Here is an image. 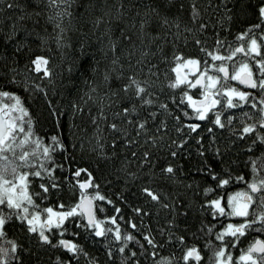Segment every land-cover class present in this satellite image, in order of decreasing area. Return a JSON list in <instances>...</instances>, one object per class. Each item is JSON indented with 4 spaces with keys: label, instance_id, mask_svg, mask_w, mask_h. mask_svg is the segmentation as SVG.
I'll return each instance as SVG.
<instances>
[{
    "label": "trees",
    "instance_id": "trees-1",
    "mask_svg": "<svg viewBox=\"0 0 264 264\" xmlns=\"http://www.w3.org/2000/svg\"><path fill=\"white\" fill-rule=\"evenodd\" d=\"M15 2L24 4L25 0ZM90 2L95 7L89 8L86 13L85 5L89 0H72V17L70 22L67 17L64 20L65 31L60 44L57 43L59 30L52 23H46V16L40 18L36 31L31 34V20L18 22V29L23 27L28 31H20L15 39L6 40L5 36L11 31L13 20L20 12L19 9L13 12L0 5V89L14 92L22 98L32 117L33 139L39 137L43 144L51 146V138L56 136L63 143V150L57 146L52 153L54 163L33 160L34 164L45 163L46 167L55 169L59 187L50 188L46 199H43L45 202L57 206L78 202L79 188L76 183L87 180L90 172L93 183L100 186L99 192L112 201L111 204L107 201L95 202L97 209L103 208L102 212H97V218L107 220L115 216L116 225L109 223L106 227L118 226L122 233L134 234L136 240L145 245L140 233L150 232L163 245L155 250L156 256L153 258L151 249L145 255L137 244L129 243V251L137 252L139 264H156L162 258L178 264L179 254L186 246L218 245L220 242L216 240V234L225 226L226 216L220 218L217 213L214 219V210L209 208V204L212 199H225L229 188H220L206 168L210 166L225 178V169L232 173L233 179L237 174H245L246 179L251 181V164L246 166V162L261 156L244 155L241 153L243 145L236 140L229 141L218 130L213 129L212 133L207 130L190 132L185 125L190 119L184 116V112L191 116L186 99L184 104L179 101L185 91L189 95L196 93L187 86L178 89L168 87L170 80L175 79V73L171 72L175 66L173 57L179 54L199 59L202 70L204 60H208L209 64L212 62L205 53L200 52V47L212 51L219 47L221 54L226 53L228 33L254 22L257 15L251 11L252 5L248 4L250 11L245 17L234 16L229 20L227 17L230 13L225 4L238 10L240 0L235 6L230 0H171L166 9L160 0ZM252 2L256 3L255 0ZM27 3L28 11L44 8L43 4L37 8L32 0H27ZM193 6L197 13L195 20ZM149 7H160L170 21L175 20L180 24L179 29L174 23L160 27L155 16H152L151 24L141 33L139 25ZM97 17H102V22L94 27L92 21ZM200 23L205 25L203 29L199 27ZM196 39H200L202 45H196ZM217 39L222 42L219 46L215 44ZM21 40L26 47L16 52L15 45ZM113 44L116 46L115 52L111 50ZM35 55L49 60L47 67L51 70V76L29 72V83L36 90L27 92L9 85L12 69L24 73L25 66ZM5 57L8 58L7 63ZM13 59L15 64L12 63ZM113 60H116L115 64ZM132 74L149 81L151 96L145 94L144 99H151L152 105L141 106V101L131 93L112 94ZM105 75L108 76L107 81ZM119 76L124 79H117ZM174 100L176 103H173ZM161 103L168 105V111L159 107ZM133 105L136 112L125 116L123 109H132ZM150 113H155V116ZM176 116L180 117L179 121L175 119ZM129 120L133 123L129 124ZM144 121L147 122L146 129L139 130L140 134L137 135L139 123ZM113 123L119 131L111 129ZM162 123L164 127H161ZM201 137L202 142L197 143ZM180 144L184 146L180 148ZM216 147L224 154V163L214 157ZM173 151L177 153L174 157L171 155ZM201 151L205 153L204 156L200 155ZM146 152L149 154L147 159L144 158ZM168 166L173 167L174 174L163 171ZM81 168L87 171L76 177L75 171ZM45 183L48 185L50 182L46 179ZM39 184L38 179L30 177V192L34 196L36 192H42ZM145 188L157 194L159 202L152 201L144 192ZM236 188H232L233 192L240 190ZM88 192L94 193L95 189L90 188ZM115 208L120 209L119 214ZM136 208L143 209V214H137L134 211ZM129 221L135 223L137 229H132ZM72 231H80L79 238L71 235ZM181 236L185 241L183 245L179 242ZM7 237L19 242L24 249L36 251L35 240L19 226L9 227ZM65 238L84 246L87 255L79 256L81 263L91 258L104 264H120L121 256L116 252L117 245L111 236L109 240L112 241L111 250L114 253L111 261L102 243H85L84 233L75 229L74 225L68 227ZM23 255L25 264H35L34 255ZM57 257L62 261L72 262L74 259L59 249L41 253L43 264H54Z\"/></svg>",
    "mask_w": 264,
    "mask_h": 264
},
{
    "label": "snow or ice",
    "instance_id": "snow-or-ice-1",
    "mask_svg": "<svg viewBox=\"0 0 264 264\" xmlns=\"http://www.w3.org/2000/svg\"><path fill=\"white\" fill-rule=\"evenodd\" d=\"M37 5V8L41 4L44 5L43 9L28 11V3L25 0L24 4L15 2H9V0H0V5L6 6V9L15 12L19 9L20 15L16 16L11 25V31L6 34V40H13L19 34L20 31H28L21 27L17 28V23L25 20H31L33 23L32 32L36 31V25H39L40 18L46 16V23H52L56 29L59 30L57 36V43L60 44L65 31L64 20L69 18V22L72 17V0H32ZM164 5V8H168L171 4V0H160ZM235 6L237 0H230ZM251 4V11H253L260 23L254 24L246 32H241L237 37L240 43L233 47L232 44H227V55L221 54L219 47H216L215 51L208 50L205 47H200V52L205 53L210 58L211 64L208 60H204V67L201 70V60L194 58H187L183 55L174 54L175 66L171 68V72L175 73V79L170 80L168 87L171 89H178L181 86H187L189 88H199L202 90L200 95L202 99H194L192 95H189L186 91L180 98L179 103L184 104L185 99L187 101L186 107L191 108L195 114L194 118L199 121L208 120L209 123L214 124L216 127L223 129L225 123L222 122L221 112L215 111L218 105H221L222 101L227 109L243 108L248 105L251 109H255L258 115L245 111L243 116L246 120H241L242 128L240 130H233V135L238 140H246L249 137L255 136L252 142L244 149L247 153L254 152L257 143L264 145V133L259 130H264V35L259 37L256 35L255 30L261 29L264 31V0H259L258 3H253L252 0H240V7L238 10L228 8L225 4L228 15V19L232 20L234 16L245 17L250 9L247 7ZM95 7L89 0V3L85 5V10ZM123 8V4L120 5ZM108 15V13H105ZM122 15V13H119ZM137 15H140L137 13ZM155 16L157 23L160 27H168L170 23H174L175 27L179 29L180 24L175 20H171L160 7H149L148 11L144 13V18L141 20L139 29L141 33H144L146 27L151 24V17ZM197 18L195 6H193V20ZM102 22V17H97L92 21L94 27H98ZM135 27V25H133ZM199 27L203 29L205 25L200 23ZM39 35V33H36ZM156 39V37H154ZM222 42L217 39L215 44L219 46ZM196 45H202L200 39L195 40ZM23 47H26L24 41H18L15 45V51L20 52ZM111 50L115 52L116 46L112 45ZM131 55V53H129ZM237 54H242L244 57H248L249 60L255 61V68L258 71V76L254 78L253 67L249 62L245 60L239 61V66L232 64V72L229 71V63L233 61V58ZM147 55V53H143ZM259 57V59H255ZM7 63L8 58H4ZM216 62H219L218 64ZM15 64V59L12 60ZM116 63V60H113ZM140 63V61H137ZM49 60L42 55H35L30 59L29 65L25 66V72L21 73L17 69H12V76L9 78V85L14 87L23 88L24 91L36 90L34 85H30V77L28 73L34 71L39 74L43 72L45 77L51 76V70L47 67ZM189 69V72L184 71ZM210 69L214 73L223 74V84L221 83V77L216 74H210ZM195 77V79H189V76ZM18 77H22L19 79ZM119 80H123V76L117 77ZM230 80L237 81L245 88L258 90L260 94L259 107L255 101V97L249 92L241 91L236 87L227 85ZM105 80H108V76L105 75ZM220 85V87H217ZM150 87L147 79L141 80L136 77L135 74L129 75L127 80L121 83L114 91L113 95H119L123 92L125 95L131 93L133 97L141 101V106L144 104L152 105L151 99H144V95L151 96L148 88ZM222 94V95H221ZM221 97V99H217ZM251 101V103H250ZM173 103H176L174 100ZM159 107L165 111H168V105L161 103ZM136 112V106L133 105L132 109L124 108L123 114L125 116L130 113ZM213 113L214 119L209 116V113ZM155 116V113H150ZM184 116L192 119L188 112H184ZM101 118H103V111L101 110ZM177 121L180 120L179 116H176ZM233 116L227 118L228 125H232ZM250 120L251 123L246 121ZM129 124L133 121L129 120ZM146 121L140 122L137 130V135L140 134L139 130L146 129ZM113 131H119L115 123L111 124ZM164 127V124H161ZM186 127L190 132H197L200 128L199 124L190 123ZM208 133L213 132L212 127L207 128ZM32 117L28 109L24 106L23 100L20 95L0 89V264H25L24 255L35 256V264H43L41 260V253L50 249H59L64 251L74 259H78L80 255H87L84 250V246L80 243L73 242L65 238L68 233L66 225H74L75 229H80L84 233L85 243L91 242L93 245L96 243H102L107 250L106 255L109 261L113 260L114 253L111 250L112 241L109 237L114 238L116 243V252L120 254V264H139L136 251H129V243L134 242L137 244L141 252L145 255L148 254V250H152V256L155 258V250L159 247H163L162 244L155 240V237L149 234L141 232L143 241L142 244L139 240H136L135 235L132 233H122L120 228L106 227V224L116 225L117 218L110 217L107 220H101L97 218V212L103 211V208L97 209L96 201H107L111 204L112 201L99 192V185L94 184L92 181L91 173H88V179L79 183V200L70 205L61 203L60 211H55L52 207H44L42 210L34 200V195L30 192V177H34L40 181L39 188L42 192H36L35 196L46 199V195L49 194L50 188H58L56 177L54 175L55 169L46 167L45 163H54L52 159V153L56 147L59 146L63 150V143L53 136L52 145L48 146L43 144L39 137H33ZM203 137L197 141L202 142ZM215 141L213 140V143ZM184 145L180 144L182 148ZM115 144L113 148L115 149ZM225 151H228L226 149ZM135 155V154H134ZM148 153H144V158H148ZM174 157L177 155L175 151L171 153ZM201 156H204L203 151L200 152ZM223 155L219 147L214 149V157L219 159L221 163H224ZM39 159L45 163L34 164L33 160ZM251 164L252 179L246 180L245 176L237 174L235 176L236 182H244L247 185V190L237 191L228 196L227 209L221 205L220 199H212L209 204V208L214 210L213 218L216 219L218 213L220 217H239L242 218L237 223H227L223 227V230L216 234V240L220 242V245L213 249L212 257H210L211 264H233V257L228 253L229 241L226 238H232L231 246H236V241L239 237L245 236L249 231L264 233V155L256 159H250L246 162ZM205 169H202V171ZM87 169H79L75 171L74 175L79 177L82 172ZM167 174H174V169L168 166L163 169ZM208 175L213 181L217 182L220 188H224L233 179L232 173L225 169L226 178L224 175L217 174L210 166L206 168ZM46 174V176H45ZM50 183L46 185L45 180ZM95 189L94 193H89L88 189ZM144 192L152 201L159 202V196L153 191L145 188ZM255 205V208L253 206ZM164 207H170L164 205ZM250 208L253 211L250 212ZM117 214L120 213L119 208H115ZM134 211L137 214H143V209L136 208ZM19 224L21 230L34 239L36 242V251L31 249H24L23 246L14 239H8L7 229L10 225L15 226ZM132 229H137V225L133 222H128ZM211 233V229L208 230ZM71 235L79 238L80 231H72ZM107 241V242H105ZM179 242L185 244L184 238L179 237ZM184 264H200L203 260L200 249L195 246L187 247L181 257ZM242 264H264V240L255 239L251 243L247 251L239 257ZM54 264H71V260L62 261L57 257ZM89 264H97L94 259H89ZM156 264H172V261L161 259Z\"/></svg>",
    "mask_w": 264,
    "mask_h": 264
},
{
    "label": "flooded vegetation",
    "instance_id": "flooded-vegetation-1",
    "mask_svg": "<svg viewBox=\"0 0 264 264\" xmlns=\"http://www.w3.org/2000/svg\"><path fill=\"white\" fill-rule=\"evenodd\" d=\"M256 3L259 2V0H255ZM260 23L258 17L257 19L250 23V24H247L245 25L244 27H242L240 30L238 31H230L228 33V37H227V43L229 44H232L233 47L237 46L240 41L237 40V37L240 35L241 32H246L249 28H251L254 24H258ZM255 33L256 35L259 37L260 35H264V31H262L261 29H256L255 30ZM262 52H264V48H262ZM228 52L224 53V55H227ZM255 59H259V57L255 58ZM241 60H245L247 62H249L250 66L253 67V72H254V78L255 76H258V71L257 69L255 68V61L254 60H249L248 57H244L242 54H237L236 57L233 58V61L229 63V71L230 73L232 72V64H236V66L238 67L239 66V61ZM219 63V62H217ZM184 71L186 72H189L190 70L189 69H184ZM210 74H216V75H219L221 77V74L219 73H214L210 70ZM189 79H195V77H192L191 75L189 76ZM221 83L223 84V79L221 77ZM227 85H230L232 87H236L238 88L239 90L241 91H245V92H249L251 93V95L253 97H255V101L257 102L258 104V107H259V100H260V94L258 92V90H253V89H248V88H245L243 85L239 84L237 81H232L229 79V81L227 82ZM217 87H220V85H217ZM192 91H195V95H192L194 99H202V96L200 95V92L202 91L201 89H197V88H190ZM222 95V94H221ZM217 99H221V97H217ZM187 103V101H186ZM251 103V101H250ZM215 111H220L221 112V117H222V122L225 123V127L223 129H220L218 127H216L214 124H211L209 123L208 120H205V121H199V120H196L194 118L195 114L192 112V109L189 108V112H190V115L191 117H193L192 119L188 120L185 125L187 124H190V123H196V124H199L200 125V128L197 130V132L195 133H198L200 130H207L208 127H212L214 130H218L220 132H222L221 134H223L225 137L229 138L230 140L229 141H232V140H236L240 143V145L243 147L241 148V153H243L244 155L246 154H254V155H257V156H262L264 155V145H260L259 143H257V146L254 150V152L252 153H247L244 151V149L247 147L248 144H250L252 142V139L255 138V136L253 135L252 137H249L247 138L246 140H238L237 137L235 135H233V130H240L242 128V125H241V120H246V118L243 116V113L245 111L247 112H250V113H255L256 115H258V113L256 112L255 109H251L248 105H245L243 108H236V109H227L226 106L224 105L223 101L221 103V105H218L217 106V109H214L213 112ZM209 116L214 119V116H213V113H209ZM229 116H233V122H232V125H228V122H227V118ZM247 123H251L252 121L250 120H247L246 121ZM261 131L262 133H264V130H259ZM193 133V132H192ZM243 176H245V174H242ZM246 178V177H245ZM247 180V179H246ZM79 183H76V187L79 188ZM229 189H227V197L225 199L223 198H219L221 200V205L223 207H225L226 209V212L228 211L226 205H227V199H228V196L237 192V191H244V190H247V185L244 183V182H236L235 178L233 180H231V182L226 185ZM233 187H237L239 188L240 190H235L233 192L232 188ZM236 188V189H237ZM53 189V188H51ZM34 200L35 202L37 203V205H39L40 209L42 210L44 207H52L55 211H60L62 209L59 208V205H55V204H51V203H47L45 202L46 200H41L40 197L38 196H34ZM71 203L67 204V205H70ZM253 208H255V205L253 206ZM253 208H250V212L253 211ZM218 217H220L218 215ZM221 218V217H220ZM242 218H239V217H228L226 215V222H224V225L226 226L227 223L231 222V223H237L241 220ZM71 224H68L66 225L67 228L70 227ZM15 226H19V224L17 223ZM15 226H12L10 225L9 227H15ZM8 227V228H9ZM10 232L12 233V229H10ZM255 239H260V240H264V233H261V232H255V231H249L245 236H242V237H239V239L236 241V246L235 247H232L231 246V240L232 238H226V240L229 241V246H228V253L232 255L233 257V264H242V262L239 260V257L241 256V254L245 253L247 251V248L248 246L254 242ZM220 245V243L218 245H196V244H193V246L197 247L198 249H200L201 251V255L203 256V260L200 262V264H211L210 262V257H212V252H213V249L218 247ZM187 247H191V245L189 246H186L182 252H180L179 254V261H178V264H184L183 260L181 259L185 249ZM62 251V250H61ZM64 252V251H62ZM65 253V252H64ZM97 264H104L103 262L101 261H96ZM71 264H89V261H85V263H81L80 260L78 259H73ZM191 264V262H190Z\"/></svg>",
    "mask_w": 264,
    "mask_h": 264
},
{
    "label": "water",
    "instance_id": "water-1",
    "mask_svg": "<svg viewBox=\"0 0 264 264\" xmlns=\"http://www.w3.org/2000/svg\"><path fill=\"white\" fill-rule=\"evenodd\" d=\"M41 73H43V72H41ZM222 76H223V74H221V77H222ZM197 89H200L199 86H197Z\"/></svg>",
    "mask_w": 264,
    "mask_h": 264
},
{
    "label": "rangeland",
    "instance_id": "rangeland-1",
    "mask_svg": "<svg viewBox=\"0 0 264 264\" xmlns=\"http://www.w3.org/2000/svg\"><path fill=\"white\" fill-rule=\"evenodd\" d=\"M211 70V69H210Z\"/></svg>",
    "mask_w": 264,
    "mask_h": 264
}]
</instances>
